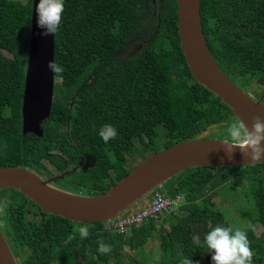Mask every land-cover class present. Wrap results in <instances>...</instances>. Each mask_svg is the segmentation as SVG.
<instances>
[{
    "label": "trees",
    "instance_id": "1",
    "mask_svg": "<svg viewBox=\"0 0 264 264\" xmlns=\"http://www.w3.org/2000/svg\"><path fill=\"white\" fill-rule=\"evenodd\" d=\"M64 7L55 34V62L64 72L55 77L58 82L51 117L44 123L43 138H39L23 136L22 130L33 0H0V167L16 165L39 171L36 167H44L41 161L51 150L48 141L53 139L57 149L70 135L79 152L87 154V165L71 178L92 191L90 195H99L128 175L133 167L127 168V154L132 155L137 145L147 155L195 139L215 124L221 125L208 138L229 139L228 134L220 135V130L228 113L235 116L219 97L193 78L181 47L176 0H64ZM200 12L208 48L227 75L230 71L249 78L264 75V0H201ZM141 43L145 45L143 50L132 55ZM73 99L75 113L71 117L68 110ZM105 124L118 132L108 144L98 135ZM160 130L166 138L165 146H156L162 137ZM110 148H114V159ZM64 169L61 161L59 170ZM225 169L230 168L188 169L175 177L168 195L184 194L186 204L180 209L184 216H176L168 230L164 229L167 222L160 229L161 264H181L184 258H191L195 264L205 263L207 249L195 245L191 237L199 234L203 241L206 232L226 224L224 215L208 205L213 207V203L199 204L197 200L216 194L214 186H208L213 181L221 184L226 177L216 172ZM233 169L244 175L242 180L253 202L255 217L246 210L243 215L264 225V163ZM112 170L114 181L108 180ZM23 206V202L8 205L9 211L13 210L17 234L26 225ZM50 216L57 219L54 228L48 223L34 229L43 231L41 236L45 231L54 234L60 243L54 245V238L49 248L38 242L34 245L36 252L58 253L63 264H76V249L64 227L72 222ZM155 220L134 228L127 237L107 231L105 224H91L89 237L83 239L84 263L106 264V255L117 254L120 246L143 250L153 237ZM247 232L254 245L253 264H264V232L260 237L251 230ZM99 240L110 245L112 251L100 254Z\"/></svg>",
    "mask_w": 264,
    "mask_h": 264
},
{
    "label": "water",
    "instance_id": "2",
    "mask_svg": "<svg viewBox=\"0 0 264 264\" xmlns=\"http://www.w3.org/2000/svg\"><path fill=\"white\" fill-rule=\"evenodd\" d=\"M178 4V30L184 57L195 81L214 93L227 105L239 122L249 128L257 116L264 117L262 100L252 99L219 66L211 54L204 37L201 21V0H176ZM33 0L31 40L25 73L22 104L23 136H44L43 123L50 118L55 77L48 64L55 60V35L43 33L37 26ZM195 139L176 143L156 152L133 167L128 175L112 185L105 193L90 195L73 191L47 179L39 171L16 165L0 167V191L15 189L33 201L44 213L62 217L77 224H111L131 217L145 208L153 193L171 179L188 169L202 167H249L252 163L237 149L231 159L221 146L224 139L208 138L209 131ZM215 133V132H214ZM212 253L205 257L212 264ZM0 264H20L0 226Z\"/></svg>",
    "mask_w": 264,
    "mask_h": 264
},
{
    "label": "flooded vegetation",
    "instance_id": "3",
    "mask_svg": "<svg viewBox=\"0 0 264 264\" xmlns=\"http://www.w3.org/2000/svg\"><path fill=\"white\" fill-rule=\"evenodd\" d=\"M154 2H156V0H154ZM144 46H145L144 43L136 45L132 51V55H135L136 53L142 51ZM228 76L238 86L242 87L252 99L256 101L262 100V102L264 103V75H258L253 78H249L248 76H240L236 72L230 71V74H228ZM56 81L57 79H55V83H57ZM65 93L66 92H63L62 95L64 96ZM54 101H55V94H54L53 102ZM70 102H69L68 114L69 116L71 115L73 116V114L75 113V110L73 107L74 99L71 100ZM228 114H229V118L227 121L222 123V126L223 125L230 126L233 123H239V120L237 121V117L235 115H234L235 117H233L230 113ZM44 123H43V128H44ZM215 125H221V124H215ZM66 126H67V132L70 133V128L72 127L71 122H68ZM44 131H45V128H44ZM66 140L67 141H64V143L61 145L62 147L57 148V149L55 148L53 139L48 141L49 145L52 144L49 146V148L51 149L49 151V156L44 158L41 161V164L44 166L43 168L41 167L39 168L36 167V168L40 172L43 173V176H45V178L56 179L55 180L56 184L60 185L63 188H67L73 191H80L86 194L92 193V191H90L89 189L82 188L80 184L77 183V180L71 178V175H73V173L81 171L83 167L85 168V166L87 165V154L83 152V150L82 152L81 151L79 152L78 150L79 145L77 143L75 144V140L72 139L70 135L66 136ZM109 153L111 154L110 156H112V159H114V148H110ZM61 161L63 162V166L65 168L63 171L59 170ZM75 161H77V163H75ZM108 180L114 181V170L110 172V176ZM225 180H228L230 182L229 184L231 186V189L234 190L233 184L231 183V180H229V177H226ZM171 186L172 185L170 184L168 188H170ZM181 195L183 196L184 199H186L184 194H181ZM18 202L24 203L22 210L24 211L23 218L26 220L25 228H23L20 234H17L18 230L15 228L16 223L12 222V211L13 210L9 211L8 209L9 204H15ZM0 204L7 205L6 212L0 215V226L12 248V251L15 257L20 261V264H44V263L63 264L62 260L58 256V253H55V254L48 253L47 254L44 251L36 252V248L34 247L36 243L40 242L41 245L43 244L50 245L49 246L50 248L52 241L54 242V238H55L54 245L58 247V243H60V239L58 238V243H57L56 237L54 236V234L48 235L47 231H45L44 233H42L44 236H41V232L43 231H39L40 229H38V231L34 229L35 226L41 227L42 225H46L48 223H50L51 228H54V224L57 219L56 220L53 219L50 216V214L48 215L42 214L43 211L42 212L39 211V207H37L33 201L31 200L25 201L23 198V194L20 192L14 193L11 190H4V191L2 190L0 194ZM17 211L19 210L17 209ZM247 218L249 219V223L254 225V227L257 223H259L261 227L263 228V232H264V225L259 220H254L253 222L252 219H250L249 217ZM224 219H225L226 225L223 227L229 228L227 224V217L225 215H224ZM80 226L81 225L77 223H73V222L72 224L64 225V227H67L65 231V234L67 235V239L70 240V242L75 246V249H76V252L74 255V261L76 262V264H85L84 263L85 258L82 256L83 255L82 251L85 248V243L83 244V239L80 238V235L78 232V229ZM242 230L250 231L247 228L242 229ZM252 232L253 234H255V231H252ZM261 234L259 236H257L256 234L255 235L257 237H260ZM72 236H75V238L72 239L71 238ZM32 243H33V246L31 245ZM66 245H67V242H66ZM208 254L209 253H207L206 255ZM95 259L97 260L96 256H95ZM97 264L99 263L97 262Z\"/></svg>",
    "mask_w": 264,
    "mask_h": 264
},
{
    "label": "clouds",
    "instance_id": "4",
    "mask_svg": "<svg viewBox=\"0 0 264 264\" xmlns=\"http://www.w3.org/2000/svg\"><path fill=\"white\" fill-rule=\"evenodd\" d=\"M64 11V0H39L35 8L36 21L38 27L46 29L44 35H55L59 31ZM48 68L54 77L64 72V68L55 60L48 64ZM227 134L229 139L221 143V146L229 159L233 157L237 149L252 163L261 162L264 159V117H255L250 128L242 121L233 123L228 126ZM98 135L105 144H108L117 138L118 132L114 126L105 124ZM6 209V204H0V215L4 214ZM90 228L91 225L79 227L81 239L89 237ZM247 229L255 231L251 223L247 225ZM71 238L74 239L75 236ZM191 239L195 245L205 247L208 253H212V264H253L254 252L250 246L247 230L215 226L204 234L203 241L199 234H194ZM98 245L100 254H108L112 251L111 246L106 245L103 240H99ZM181 264H193V261L191 258H184Z\"/></svg>",
    "mask_w": 264,
    "mask_h": 264
},
{
    "label": "rangeland",
    "instance_id": "5",
    "mask_svg": "<svg viewBox=\"0 0 264 264\" xmlns=\"http://www.w3.org/2000/svg\"><path fill=\"white\" fill-rule=\"evenodd\" d=\"M24 2L26 0H23ZM4 54L8 58H12V55L4 51ZM58 82V81H56ZM71 119L70 117L68 120ZM227 125H223L222 130H220L221 134H227ZM217 129L214 131L216 132ZM162 137L160 138L159 143H155L156 146H165L166 138L164 137L163 132ZM213 131H209L206 133V135H210L214 133ZM136 151L132 155L127 154L128 157V166L127 168L135 167L139 162L143 161L147 155H143V148L141 145H137ZM158 148V147H157ZM165 148V147H163ZM162 148V149H163ZM161 150V149H160ZM151 153V152H150ZM145 157V158H144ZM144 158V159H143ZM217 174H221L222 176L229 177V180H231V183L233 184L234 190L231 189L230 182L225 179H221V184L218 185L216 181H213L209 188L211 186H214V189H212L213 192H216L214 196L211 195L210 198H205V195L202 197H199L197 202L199 204H206V202L213 203L212 205L208 204L212 209H216L217 211H221L226 217H227V224L229 228H232L233 230L239 228V229H245L247 228V225L249 224V219L243 215V211L246 210V212H251L252 217H255V212L252 210V199L248 195L249 189L244 185V182L242 180L243 174L238 173V170L230 168L229 170H220L216 172ZM175 178L168 181L166 184L158 188L156 191H158L161 194H169L171 191L168 188L169 185L174 183ZM4 191V190H3ZM2 192V191H1ZM0 192V194H1ZM93 193V192H92ZM182 196V195H181ZM206 200V201H204ZM179 205L173 212L165 213L161 218H154L156 219L155 222H157V226L153 232V237L148 242L145 243L143 250H138L135 248L130 249L126 246H120L117 247V254L112 255H106L108 262L106 264H161V257H160V229L163 226V223L167 222V225H165L166 230L170 228L169 224H172L175 222L176 216H184V213L180 211L182 207L186 204V199L183 198L178 201ZM152 220V219H151ZM153 222V223H155ZM149 222L145 221V224ZM144 225V224H143ZM115 226V224H114ZM142 226V225H141ZM111 227L110 224L105 226V229L109 232H115L112 230H108ZM263 232V228L259 223L255 225V234L259 236ZM116 233V232H115ZM124 236V235H123ZM125 235L124 237H127ZM250 241V240H249ZM250 246H254L252 243ZM255 256V252H254ZM100 264V262H99ZM103 264V263H101ZM180 264V261L177 263ZM193 264H195L193 262Z\"/></svg>",
    "mask_w": 264,
    "mask_h": 264
},
{
    "label": "built area",
    "instance_id": "6",
    "mask_svg": "<svg viewBox=\"0 0 264 264\" xmlns=\"http://www.w3.org/2000/svg\"><path fill=\"white\" fill-rule=\"evenodd\" d=\"M181 199V195L172 197L155 192L150 203L145 208L141 209L124 221H119L116 224L114 223L115 226L111 223V227H108V230L115 231L116 233L124 236L127 235V233L129 235L134 228L145 224V221L149 222L151 219L159 218L165 213H168V211L173 212L179 205L178 201Z\"/></svg>",
    "mask_w": 264,
    "mask_h": 264
}]
</instances>
